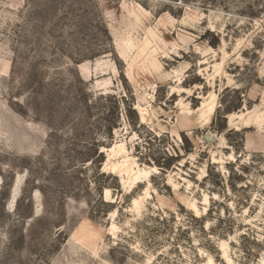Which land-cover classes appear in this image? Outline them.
Instances as JSON below:
<instances>
[{
    "label": "rangeland",
    "instance_id": "1",
    "mask_svg": "<svg viewBox=\"0 0 264 264\" xmlns=\"http://www.w3.org/2000/svg\"><path fill=\"white\" fill-rule=\"evenodd\" d=\"M0 264H264V0H0Z\"/></svg>",
    "mask_w": 264,
    "mask_h": 264
},
{
    "label": "bare ground",
    "instance_id": "2",
    "mask_svg": "<svg viewBox=\"0 0 264 264\" xmlns=\"http://www.w3.org/2000/svg\"><path fill=\"white\" fill-rule=\"evenodd\" d=\"M214 110H215V105H214V103H212L211 105L208 106L207 110L204 112L205 113V117H206L205 118V121H209V119H210L211 115L213 114ZM134 173H136V172H134ZM138 174H140V173H138ZM145 193H147V191H145ZM87 229L90 230L89 231L90 232V235H89L90 238L93 239L94 237L97 236L98 229H97V231H96V228L95 227L92 228V229H89V228H87Z\"/></svg>",
    "mask_w": 264,
    "mask_h": 264
}]
</instances>
